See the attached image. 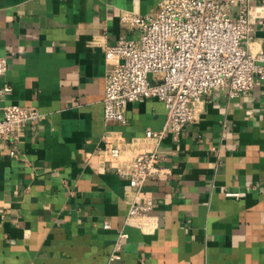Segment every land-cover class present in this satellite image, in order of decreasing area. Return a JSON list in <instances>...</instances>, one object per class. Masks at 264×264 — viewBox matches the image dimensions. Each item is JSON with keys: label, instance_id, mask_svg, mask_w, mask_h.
Listing matches in <instances>:
<instances>
[{"label": "crops", "instance_id": "1", "mask_svg": "<svg viewBox=\"0 0 264 264\" xmlns=\"http://www.w3.org/2000/svg\"><path fill=\"white\" fill-rule=\"evenodd\" d=\"M160 1L0 0V106L41 114L0 140V264H264V80L203 96L159 144L145 135L165 125L157 99L129 104L124 123L104 119V50L137 39L123 20ZM247 1L249 50L264 55V0ZM157 146L163 173L132 188L122 174Z\"/></svg>", "mask_w": 264, "mask_h": 264}, {"label": "built area", "instance_id": "2", "mask_svg": "<svg viewBox=\"0 0 264 264\" xmlns=\"http://www.w3.org/2000/svg\"><path fill=\"white\" fill-rule=\"evenodd\" d=\"M236 4L241 13L234 21L230 12ZM247 4V0H161L154 15L131 14L124 19L138 38L121 37L104 50L109 65L102 101L105 121L124 123L129 104L157 99L166 109L165 125L145 135L159 144L167 133L176 138L195 120L196 103L203 96L226 90L230 98L250 93L256 81L264 80V55L255 56L249 50L253 28ZM7 70V60L0 57V77ZM39 118L41 114L34 109L0 106V140H13L18 131ZM107 154L112 159L120 155L117 148ZM163 160L157 146L136 155L122 176L139 190L163 173ZM149 210L150 201L132 204L126 223L132 224ZM125 238L126 234H120V239Z\"/></svg>", "mask_w": 264, "mask_h": 264}]
</instances>
